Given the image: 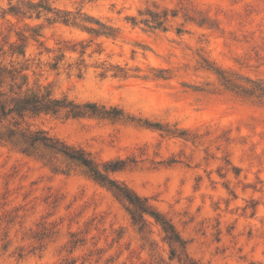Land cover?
<instances>
[{"label": "rangeland", "instance_id": "obj_1", "mask_svg": "<svg viewBox=\"0 0 264 264\" xmlns=\"http://www.w3.org/2000/svg\"><path fill=\"white\" fill-rule=\"evenodd\" d=\"M0 65L60 101L0 128L83 149L181 239L0 142V264H264V0H0Z\"/></svg>", "mask_w": 264, "mask_h": 264}, {"label": "trees", "instance_id": "obj_2", "mask_svg": "<svg viewBox=\"0 0 264 264\" xmlns=\"http://www.w3.org/2000/svg\"><path fill=\"white\" fill-rule=\"evenodd\" d=\"M9 79L12 83H8ZM6 84L9 85L10 92H13L15 86L21 88V86L17 85L16 76L13 75L12 70L0 65V115L2 118L10 115L25 118L28 113H39L43 111L55 112L60 106V101L53 99L49 93L39 96L38 93L33 91L24 94L14 92V95L9 92H4L1 88ZM19 124V122H16L14 127ZM0 142L17 148L25 154H33L41 145H44L46 148L56 150L57 153L64 154L69 159L78 161L81 165L88 168V171L96 180L109 184L119 196L126 199L132 206L133 211L131 213H137L144 224H146L145 215H150L161 223L168 238L172 242H181L180 236L176 233L170 221L162 217L159 213H156L145 199H142L127 186L120 185L111 179L83 149L71 147L58 139L48 136L43 131L34 132L21 127L13 128L12 126L0 128ZM48 161L53 164L51 159H48ZM111 170H115V168ZM133 218L135 217L133 216Z\"/></svg>", "mask_w": 264, "mask_h": 264}]
</instances>
